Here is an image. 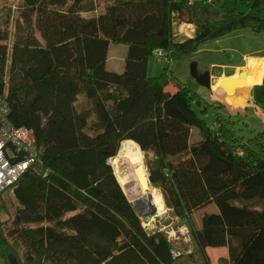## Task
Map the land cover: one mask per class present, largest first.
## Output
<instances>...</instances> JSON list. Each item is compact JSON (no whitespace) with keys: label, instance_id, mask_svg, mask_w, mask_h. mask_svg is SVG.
I'll list each match as a JSON object with an SVG mask.
<instances>
[{"label":"trees","instance_id":"trees-1","mask_svg":"<svg viewBox=\"0 0 264 264\" xmlns=\"http://www.w3.org/2000/svg\"><path fill=\"white\" fill-rule=\"evenodd\" d=\"M88 2L19 0L12 30L11 13H0V94L39 152L11 189L14 242L0 219L5 264L10 254L19 264H177L167 236L145 229L109 162L125 140L145 153L149 182L207 264V250L223 247L228 264H264V130L236 135L216 102L209 126L193 107L197 94L171 69L210 39L264 32V0H106L97 11ZM175 20L193 24V35L179 38ZM111 43L126 45L121 71L107 66ZM155 49L168 60L150 75ZM252 97L264 108V79ZM2 200L0 214L4 193ZM210 204L216 210L197 226L193 212Z\"/></svg>","mask_w":264,"mask_h":264},{"label":"rangeland","instance_id":"rangeland-1","mask_svg":"<svg viewBox=\"0 0 264 264\" xmlns=\"http://www.w3.org/2000/svg\"><path fill=\"white\" fill-rule=\"evenodd\" d=\"M105 4L106 0H89L85 6L87 8L93 6L95 7L94 10L97 11ZM18 6L19 0H0V13L7 11L11 13V30L13 29L15 19L18 15ZM174 28L178 37L184 38L193 34L195 26L175 20ZM120 46L126 49V45L115 43L110 44V49ZM263 53L264 32L257 33L250 28H241L224 36L206 41L191 53L184 54L180 58L174 60L171 63V69L183 85L189 87L197 94L193 102V107L209 126L214 127L217 119V110L212 103H222L224 108L221 113L232 121V127L236 135L244 136L245 139H248L257 136L259 131L264 130V108L257 105L252 98V100L248 102L249 106L244 113H237L233 111L232 107L230 111L228 103L223 102L216 94L217 92L213 90V85L217 83L222 73L229 74L236 66L244 64L247 55ZM166 65L167 63L165 60L158 59L153 55L149 61L148 72L150 75H158L163 71ZM193 66L194 74L192 73ZM241 66V68H237L236 71L243 70L245 65ZM117 68L119 67L112 66V64L109 63L110 70H115ZM207 77L210 79L211 88L203 84V79ZM199 138L198 129H192L190 142H195L199 140ZM123 144L124 143H122L121 146H123ZM126 148L130 150V154L137 152L140 159L137 161L132 160L130 156H127L121 151L120 147L117 155L113 160L111 158L109 162L113 166L114 172L129 200L133 202L139 196H142V194H151L153 200L158 196L162 201L160 207L154 202L157 206V211L155 213L141 217L145 229L149 233L161 231L167 236L172 245L173 257L176 259L177 264H207L206 259L197 250L190 229L185 221L177 217L172 208L168 206L163 190L160 187H155L149 182L145 153L142 152L139 145L134 143L128 144ZM141 168L144 169L150 187H141L139 179L136 177V171ZM4 200V208L1 211L0 219L5 235L11 242H14L16 237L13 232V220L15 218L17 202L11 190L4 192ZM213 210H216V206L210 204L194 211L193 219L195 224L201 226V217L203 213ZM18 249L22 256L24 251L23 243H19ZM207 253L212 264H228V248L208 249ZM0 264H5V253L3 250H0Z\"/></svg>","mask_w":264,"mask_h":264},{"label":"built area","instance_id":"built-area-1","mask_svg":"<svg viewBox=\"0 0 264 264\" xmlns=\"http://www.w3.org/2000/svg\"><path fill=\"white\" fill-rule=\"evenodd\" d=\"M154 55L168 60L167 54L155 49ZM10 107L4 94H0V205L3 193L12 189L20 176L39 159L32 132L15 126L9 119Z\"/></svg>","mask_w":264,"mask_h":264},{"label":"bare ground","instance_id":"bare-ground-1","mask_svg":"<svg viewBox=\"0 0 264 264\" xmlns=\"http://www.w3.org/2000/svg\"><path fill=\"white\" fill-rule=\"evenodd\" d=\"M244 70H246V73H247V75L244 77V82L231 87V89H228V87L227 88L224 87L223 84H224L226 77H223V76H220L217 83L213 85V90L217 92L216 94L221 99H223L225 102L229 103V105L232 108L235 106L236 102L240 103L241 98L244 100L247 99L249 91L253 85L261 83L264 77V56L261 58H255V57L248 58L244 66ZM231 77L238 78L239 72L237 71ZM122 143L124 144L123 146H120L121 151H123L127 156H130V158L134 161H137L140 159V156L137 152L130 154V150L126 148L128 144H132V143L137 144L135 141L125 140ZM113 159L114 157L112 158V160ZM136 175H137L136 177H138L139 179L141 187H147V186L150 187L149 182H147V178L145 176V172L143 168H141L140 170H137ZM142 195L145 196L146 194H142ZM154 202L157 204L158 207H160L162 204V201L158 196L154 198Z\"/></svg>","mask_w":264,"mask_h":264},{"label":"crops","instance_id":"crops-1","mask_svg":"<svg viewBox=\"0 0 264 264\" xmlns=\"http://www.w3.org/2000/svg\"><path fill=\"white\" fill-rule=\"evenodd\" d=\"M194 31H195V29H194ZM194 31H193V33H194ZM193 35V34H192ZM192 35H189V37H191ZM117 46H119V45H117ZM109 50H112V51H108V61H107V66H108V68H109V63H111L112 64V66H116V67H119V68H117V69H115V71H121L122 70V67H123V64H124V57H125V53H126V50H127V48L126 49H124L122 46H120V47H114V48H112V49H110V46H109ZM110 54H111V56H110ZM264 56V53L263 54H251V55H247L246 56V60L248 59V58H252V57H255V58H261V57H263ZM246 60H245V62H244V64H241V65H245L246 64ZM120 61V62H119ZM241 65H238V66H236L235 68H234V70L232 71V72H230L229 74H227V73H222L221 75L223 76V77H226V78H228V77H231V76H233L237 71L238 72H240V71H242V70H237L236 71V69L237 68H239ZM242 67V66H241ZM240 67V68H241ZM243 70H244V68H243ZM169 88L171 89V90H174L175 89V87L173 86V85H169ZM220 98V97H219ZM252 91H251V89H250V92H249V95H248V97H247V99L246 100H244V99H240V103L239 102H236L235 103V106L233 107V111H235V112H237V113H244L245 112V110L247 109V107L249 106L248 105V102L250 101V100H252ZM221 99V98H220ZM222 101L223 102H225L223 99H222ZM228 106L230 107V111H231V106L229 105V103H228Z\"/></svg>","mask_w":264,"mask_h":264},{"label":"water","instance_id":"water-1","mask_svg":"<svg viewBox=\"0 0 264 264\" xmlns=\"http://www.w3.org/2000/svg\"><path fill=\"white\" fill-rule=\"evenodd\" d=\"M192 73L194 74V66L192 67ZM247 75L246 70H242L239 72L238 78H232L228 77L224 81V87H228V89H231V87L238 85L240 83L244 82V77ZM228 82V83H227ZM203 84H205L207 87L211 88L210 79L207 77L203 79ZM134 207L136 208L138 214L140 217L148 214H153L157 211V206L154 203L153 197L151 194H146L145 196H140L133 202ZM9 263L10 264H19V260L17 257L13 254L9 255Z\"/></svg>","mask_w":264,"mask_h":264}]
</instances>
